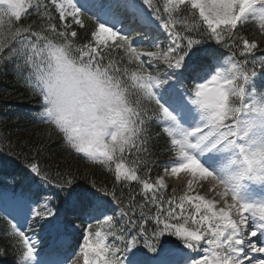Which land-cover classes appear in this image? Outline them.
<instances>
[{
  "label": "snow or ice",
  "instance_id": "snow-or-ice-1",
  "mask_svg": "<svg viewBox=\"0 0 264 264\" xmlns=\"http://www.w3.org/2000/svg\"><path fill=\"white\" fill-rule=\"evenodd\" d=\"M249 24L264 35V0H0V67L39 97L49 138L113 177L78 186L30 148L28 183L0 189L17 264H264L246 252L264 254V55ZM156 155L162 174L142 176ZM167 177L186 184L168 194ZM34 222L52 237L43 255Z\"/></svg>",
  "mask_w": 264,
  "mask_h": 264
},
{
  "label": "trees",
  "instance_id": "trees-1",
  "mask_svg": "<svg viewBox=\"0 0 264 264\" xmlns=\"http://www.w3.org/2000/svg\"><path fill=\"white\" fill-rule=\"evenodd\" d=\"M54 12V10H53ZM55 14V13H54ZM35 8L29 11L27 18L23 23H28L30 20H36ZM86 23L91 27V22L86 20ZM78 41L84 42L88 35V29L79 30ZM242 34L248 37H257L259 42V48L256 52L257 56L264 55V35H259L258 29L255 25L249 24L242 30ZM163 39V37H161ZM212 43L214 47V42ZM143 47L148 48L147 42ZM152 50V49H148ZM220 51L228 54V50L220 48ZM238 59H243L237 56ZM248 69H252V64H248ZM257 73L262 70L257 68ZM258 91H264V78L257 77L255 81ZM40 110V99L34 95L26 86V84L15 76L10 67H0V189L5 186L11 188L13 186L19 188L21 185L28 183V176L25 170L24 156L29 158L35 153L29 149L33 146L44 145L46 151L41 156L42 160L51 159L53 162L62 161L61 167H70L74 175H76V184L78 186H85L89 181L95 179L98 184L108 182V186L111 187L113 177L106 171L91 166L83 159L76 155H69L61 145L60 137L53 135L49 138L45 126L40 123L35 117ZM162 143V142H161ZM157 153H160L161 149L158 147L155 149ZM18 154V155H17ZM152 159L157 163V167H153L150 173L141 171V175L149 174L152 179H155L157 175L163 172V161L168 159L166 155H156ZM11 181L12 183H9ZM166 182L169 185L167 193L171 194L172 189L176 188L178 191L182 189L186 181L183 177L174 178L167 177ZM133 191H138L139 186L135 183L131 185ZM204 191V190H201ZM120 188H117V194H119ZM128 189L125 188V195H127ZM140 201V197L137 196V202ZM54 212L58 211L61 215H64L65 209L63 202L59 198H54L50 204ZM154 211V210H153ZM50 219V218H46ZM73 225L86 226L87 221H81L79 219L71 218L70 214L66 217ZM8 225L6 221L0 218V264H17L19 259L17 249L10 243L9 238L5 235ZM24 229L33 233L32 238L37 240V249L44 250L51 243V234H45L40 225L32 223L31 228L26 223ZM77 233H80V229H77ZM82 239V235L77 236L70 234L68 241L73 244L71 259L78 258L76 253L78 251L79 240ZM143 241H141L142 245Z\"/></svg>",
  "mask_w": 264,
  "mask_h": 264
},
{
  "label": "rangeland",
  "instance_id": "rangeland-1",
  "mask_svg": "<svg viewBox=\"0 0 264 264\" xmlns=\"http://www.w3.org/2000/svg\"><path fill=\"white\" fill-rule=\"evenodd\" d=\"M255 239V238H254ZM258 246H264V245H259ZM247 254L249 255L250 258L252 259H264V254H260V253H251L250 251H248L246 249Z\"/></svg>",
  "mask_w": 264,
  "mask_h": 264
}]
</instances>
